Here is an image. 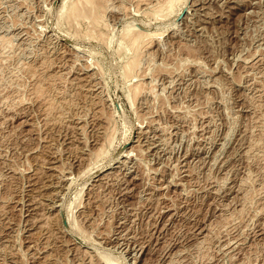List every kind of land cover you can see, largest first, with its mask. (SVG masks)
Returning <instances> with one entry per match:
<instances>
[{
    "label": "rangeland",
    "instance_id": "374dc122",
    "mask_svg": "<svg viewBox=\"0 0 264 264\" xmlns=\"http://www.w3.org/2000/svg\"><path fill=\"white\" fill-rule=\"evenodd\" d=\"M73 1L0 0V264H264V0Z\"/></svg>",
    "mask_w": 264,
    "mask_h": 264
},
{
    "label": "bare ground",
    "instance_id": "6f19581e",
    "mask_svg": "<svg viewBox=\"0 0 264 264\" xmlns=\"http://www.w3.org/2000/svg\"><path fill=\"white\" fill-rule=\"evenodd\" d=\"M135 1H137V0H135ZM160 1H162V0H160ZM164 1V0H163ZM183 1H185V0H165L164 2H161L162 3V5H160L158 2H156V4H158V7L156 8L157 10H158V12L156 13V15L157 14H159V16H161V15H163V13L164 12H171L176 6H177V4H180V2H183ZM82 2V3H81ZM103 2H104V0H74L72 3H70L69 5H68V7L67 8H65V10H63L64 11V16H66V15H68V19H73V20H82L83 18H87V19H90L93 23L92 24H94V25H92V26H99L100 27V25H98V23H100V24H102L103 22H101L100 20L102 19L100 16L102 15V14H104L103 13V10L105 9L104 7H105V5L103 6ZM140 2V1H139ZM105 3V2H104ZM145 4V3H144ZM155 4V5H156ZM140 5V4H139ZM153 6V5H152ZM139 7V6H138ZM154 7V6H153ZM155 9V8H154ZM153 9V10H154ZM126 10V9H125ZM105 11V10H104ZM127 11V10H126ZM154 12V11H153ZM127 13V12H126ZM101 14V15H100ZM155 15V16H156ZM168 15V14H167ZM166 15V17H168ZM63 16V17H64ZM155 16H153V17H155ZM101 18V19H100ZM160 18V17H159ZM165 18V17H164ZM85 21V20H84ZM83 21V22H84ZM100 21V22H99ZM103 21V20H102ZM88 22V21H87ZM78 24V23H77ZM88 24H89V22H88ZM79 25V24H78ZM91 26V25H90ZM93 29H95V28H93ZM128 29V28H127ZM90 31V30H89ZM98 31H100V29L99 30H97V32H96V30L93 32V33H98ZM133 31H136L135 29H133L132 27H130L128 30H126L125 31V34H123V36H124V40H126V44H127V48L129 49V51L132 53V56H131V60H129V62L127 63V65H125V66H127V68L126 69H128V74H127V71H126V75H129V74H134V72H135V69L137 68V66L136 65H138L139 64V62H137L138 61V58H139V54H138V50L141 48V47H139V44L138 43H143L142 41H144L147 37H154V36H152V35H149V34H145L144 32H141V31H136V32H134L133 33ZM101 32V31H100ZM88 32H86V33H84L85 35L87 34ZM92 33V32H91ZM102 34V33H101ZM101 34L99 33V37L101 36ZM93 35V34H92ZM96 39H98V38H96ZM104 39H105V37H104ZM149 39V38H148ZM103 40V39H102ZM152 40V39H151ZM146 42H149V41H147L146 40ZM142 45H144V44H142ZM147 46V45H146ZM122 49V48H121ZM145 50V49H144ZM121 52H122V50H121ZM139 55V56H138ZM142 55V54H141ZM144 55H145V53H144ZM142 60V59H141ZM139 67V66H138ZM126 69H124V70H126ZM38 72V71H37ZM42 72V71H41ZM136 73V72H135ZM133 76V75H132ZM128 77H130V76H128ZM46 82V81H45ZM52 82V81H51ZM45 85V84H44ZM43 85V86H44ZM52 85V84H51ZM72 85V84H71ZM133 89L132 90H130L131 92H130V98L131 99H135V97H136V95H137V90H138V88H139V85H138V87L137 86H133L132 87ZM42 91V90H41ZM140 91V90H139ZM139 91H138V93H139ZM44 95V94H43ZM46 95V94H45ZM40 98V97H39ZM41 99V98H40ZM44 99V98H43ZM61 102V101H60ZM61 104V103H60ZM59 104V105H60ZM47 105H48V107H49V104L47 103ZM51 106H53V105H51ZM55 111V110H54ZM113 133V132H112ZM106 137H109V136H107L106 135ZM109 140H111V139H109ZM109 142V141H108ZM103 152V149L99 152L100 153V155L101 154H103L102 153ZM88 172V171H87ZM90 255V254H89ZM91 258V257H90ZM91 260V259H90ZM92 261V260H91ZM109 262V261H108ZM111 262H113V261H111ZM109 264V263H108ZM111 264V263H110ZM113 264V263H112Z\"/></svg>",
    "mask_w": 264,
    "mask_h": 264
}]
</instances>
